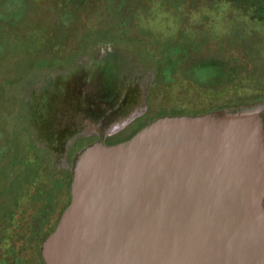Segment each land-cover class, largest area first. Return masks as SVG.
<instances>
[{
  "label": "water",
  "instance_id": "1",
  "mask_svg": "<svg viewBox=\"0 0 264 264\" xmlns=\"http://www.w3.org/2000/svg\"><path fill=\"white\" fill-rule=\"evenodd\" d=\"M102 46L36 73V145L64 161L95 137L68 165L44 264H264V100L161 114L109 143L145 114L154 73Z\"/></svg>",
  "mask_w": 264,
  "mask_h": 264
},
{
  "label": "flooded vegetation",
  "instance_id": "2",
  "mask_svg": "<svg viewBox=\"0 0 264 264\" xmlns=\"http://www.w3.org/2000/svg\"><path fill=\"white\" fill-rule=\"evenodd\" d=\"M94 1L0 0V264H44L41 243L55 229L70 201L68 165L81 146L95 139H77L62 161L37 146L30 132L31 113L36 112V73L66 70L100 45L89 42L85 29ZM107 46L112 65L123 64L134 55L125 44ZM199 61L182 69L181 76L200 92L216 95L200 112L264 100V91L220 99L227 66L220 61L219 67L207 70V62ZM229 73L234 76V71ZM160 90L153 82L145 98V114L107 142L130 137L161 114L200 113L158 105V95H163ZM8 223L10 228L5 231Z\"/></svg>",
  "mask_w": 264,
  "mask_h": 264
},
{
  "label": "rangeland",
  "instance_id": "3",
  "mask_svg": "<svg viewBox=\"0 0 264 264\" xmlns=\"http://www.w3.org/2000/svg\"><path fill=\"white\" fill-rule=\"evenodd\" d=\"M85 29L91 44L100 43L89 54L102 45L109 50L107 45L125 44L134 54L130 60L154 73L164 108L209 107L216 95L181 76L199 60L207 70L220 61L227 66L220 99L264 91V0H95Z\"/></svg>",
  "mask_w": 264,
  "mask_h": 264
},
{
  "label": "trees",
  "instance_id": "4",
  "mask_svg": "<svg viewBox=\"0 0 264 264\" xmlns=\"http://www.w3.org/2000/svg\"><path fill=\"white\" fill-rule=\"evenodd\" d=\"M205 112V111H204ZM181 113H187V112H181ZM201 113V112H200ZM169 114H175V113H169Z\"/></svg>",
  "mask_w": 264,
  "mask_h": 264
}]
</instances>
